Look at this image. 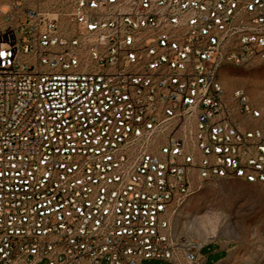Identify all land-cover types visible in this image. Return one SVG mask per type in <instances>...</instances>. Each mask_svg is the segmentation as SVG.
Listing matches in <instances>:
<instances>
[{"label": "built area", "instance_id": "2783aa9c", "mask_svg": "<svg viewBox=\"0 0 264 264\" xmlns=\"http://www.w3.org/2000/svg\"><path fill=\"white\" fill-rule=\"evenodd\" d=\"M0 264H204L203 183L264 186V0H2Z\"/></svg>", "mask_w": 264, "mask_h": 264}, {"label": "rangeland", "instance_id": "374dc122", "mask_svg": "<svg viewBox=\"0 0 264 264\" xmlns=\"http://www.w3.org/2000/svg\"><path fill=\"white\" fill-rule=\"evenodd\" d=\"M3 24L0 12V28ZM221 81L229 96L245 91L261 112L254 124L264 121V63L228 65ZM174 230L203 247L204 264H264V186L240 179L207 181L180 210ZM145 262L170 264L158 259ZM102 264H108L106 259Z\"/></svg>", "mask_w": 264, "mask_h": 264}, {"label": "crops", "instance_id": "0c3cea01", "mask_svg": "<svg viewBox=\"0 0 264 264\" xmlns=\"http://www.w3.org/2000/svg\"><path fill=\"white\" fill-rule=\"evenodd\" d=\"M217 251H220V250H217Z\"/></svg>", "mask_w": 264, "mask_h": 264}]
</instances>
